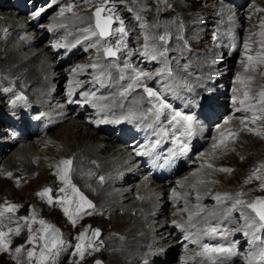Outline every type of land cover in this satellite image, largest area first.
<instances>
[{"label":"rangeland","instance_id":"obj_1","mask_svg":"<svg viewBox=\"0 0 264 264\" xmlns=\"http://www.w3.org/2000/svg\"><path fill=\"white\" fill-rule=\"evenodd\" d=\"M228 1L229 0H108L105 7H111L112 9H114V14L123 21L126 32V35L124 36V42L125 44H127L128 50L131 53V55H128V52L126 56H122L125 51L124 48L121 47L120 51L117 53V58H115L116 62L111 66L113 68L118 67L116 68L118 69L116 71L119 74L114 73L113 75L109 74V76L115 78L118 77L119 80L117 81H122V79L120 78L121 69H123V71L126 70L125 73L123 72V80L126 82L128 79L127 77L131 75L128 81V83L130 84L132 83L131 78L134 76L133 69H135L136 71H143L147 73L148 78H144L140 84L135 86V88L131 91H134L133 93H131L132 96H134L135 94L145 95L143 89L140 90L139 88L142 86L143 88L145 86L150 87L153 91H159L161 94L163 93V95L167 93L165 96H168V91L175 92L181 89H183V91L185 92H199L193 88L194 86L191 85L190 81H192L193 72L195 74L196 69L199 70L200 68L192 65L191 61H193L196 57H200V53H204L206 55V60L208 59L209 61H206V65L208 63L210 65H214L217 61L220 60L222 62V59L225 58L227 54H224V51H220L221 54L218 53L220 57L216 56L217 54L215 55V53L217 52V49L223 48V50H225L227 49L228 45L234 44L233 42H235V51L233 53H230V55L232 54L231 71L233 73L230 72L228 74V80L232 85L229 84L230 86L228 88L234 92L233 95L239 98V101L246 102L251 107H253L255 116H258L259 114L263 116L264 98H262L261 93H264V0H244V5L242 3L243 6H241L240 9L241 11L238 10V13H240L239 15H241L242 13L246 14L243 17L244 25L238 28V30L236 31L237 33L234 32V29L229 21H224L227 20V17L224 18L225 15H222L221 12L217 10L215 11L214 9L211 11V9H209L208 7L211 6L212 8H218V6L220 5L221 7L226 9L225 11L228 15H232L231 13H234L233 15H236L237 9L235 11V9L233 8V4H230ZM69 4L72 5V9L71 11H65L63 17L65 16L64 18L74 20L73 24H76L75 20H78L80 28L78 26H75L76 32L69 30L65 33H62L61 36L65 38L73 37L72 39H74L81 35L83 36V34H85V32L83 31L85 28L93 26L90 25V22H92V18L90 15L92 9L97 6V0H64L62 4L57 6V9L55 11H52L51 13H48V15H46L45 20H48L46 23H49L50 19H52L53 16V18H55L57 13H60L61 8L66 9ZM252 4H255L256 6L251 10V12H248L249 7ZM58 15L59 17H61L60 14ZM84 19L88 21H86L85 23ZM83 23H85V25H83V27L81 28V24ZM222 23L225 26H222ZM219 24L221 25V28L217 29V26ZM64 25H67V23ZM116 27H119V22H115L113 24V28ZM222 27H224L225 29ZM222 31H224V33ZM228 33H230V35H228ZM234 34L236 35L235 37ZM162 35L166 38L165 42H162L159 39V37ZM145 37H147L148 39L146 40ZM233 37L235 39H233ZM37 38H39V36ZM119 39L120 34L116 33L110 36V38L105 41H100L99 39L92 40L91 44L88 45L86 49L93 48L95 50L90 55L89 53L79 55L77 57V59H79L76 61L75 66H78L79 68L84 67L83 69H85L84 72L86 74H94V72H96L99 67L93 69L91 67L92 64L95 63L99 66L100 64H102L105 66V63H101V59H106L109 62L112 61L102 57L105 56L103 51L104 46L110 44L113 49H115L116 42ZM101 42L103 45L101 44ZM41 43L43 45L45 42L41 41ZM246 44L248 45L247 50L245 49ZM155 52H166V55H155L154 58ZM241 55L244 56L242 58L244 63H240L238 65ZM249 56L253 58L251 61L247 60V57ZM120 58L122 59L120 60ZM175 60L178 62L177 64ZM125 62H127L130 67L126 68ZM224 64L225 63H219L217 65L218 69L222 67L225 68ZM67 68L69 70L70 65ZM0 69H3V67ZM168 69L172 70L173 75L171 77L167 75ZM103 71L104 70L100 71L99 73L101 74L103 73ZM158 71L162 72V75L158 76ZM234 71H237L238 73L243 71L245 72L244 75L242 74L239 77V82H234ZM107 73H109V70H107L104 74ZM195 75L201 76V74L197 73ZM176 78L182 79L176 80ZM251 78L252 80H254L253 84L255 86H252L253 84L249 83ZM83 80H85V78H83ZM164 80L168 83H171V85H177L180 88H175L173 86L166 87V85L168 84ZM176 81L181 82V84H177ZM185 82H187L190 87H186ZM241 82L243 83L240 84ZM197 83L200 86L204 84L201 81H198ZM234 84H239L240 86L237 87L238 85L235 86ZM127 86L128 85H125L123 90L127 89ZM151 86H154V88H152ZM250 88L256 89V92H258L259 94L254 93L256 94V97L253 96V94H250L248 92L250 91ZM223 91L226 92V88H224ZM55 93L56 92L54 91V94ZM245 93H247V98L245 97ZM16 95L18 94L12 93L5 87H0V112H2L0 113V134L2 127L4 126L3 121L5 120L2 117L3 110L7 109V112H9L7 104L10 103H8V101L14 100L13 98H15ZM5 96H7L8 99H5ZM126 99L128 101L132 100V98H129V95ZM140 106H142V104ZM254 114L238 117V120L242 121L244 119L246 120L247 118V120L249 119L250 121H254ZM263 120V118H259L257 122L261 125V123L264 124ZM251 127L252 126L246 124L245 130L247 132L245 131L244 133L242 127H240L239 137L238 133L237 135L232 136V140L224 142L225 144H223L222 146L223 149L237 151V154L236 152H234L233 155L225 158L223 167L219 168L215 164L212 165L211 162L206 163L205 168L211 165V167L207 168V170L211 169V171H208L205 174L208 177L205 176L206 178L203 179H205V181L211 182V185L206 189V192L202 193V196L204 197L203 199H211L216 197L217 195L221 197L220 201L214 199L212 202L210 201V199H208L209 203L211 202V207L209 208L210 210L208 209L211 214L215 213L213 211L217 208L219 209V202L224 201L226 204V211L224 213V216L230 215V213L234 211L231 214L235 215L236 217H241L246 226H248V224H246L245 222L246 214L248 213V211L251 212V210L247 207L243 208L244 205H235V201L239 199L247 204L258 198H264V189L261 188V185L264 184V130L260 129V126L255 128L257 131L253 127ZM57 130L58 129L54 127L46 133L45 136L47 140H45V143L47 142V144H51L53 142ZM214 130H212L213 133ZM94 133L97 134V136H100L98 133ZM218 135L220 136V132ZM251 136L256 137L252 139L250 138ZM214 138H216L215 135L210 139L208 138L209 141H206L202 145V147L200 148L201 150L199 149L200 151L197 152V156L195 155L196 160H194L196 165H198L201 161L203 149L207 147L208 142L210 143V141H212V139ZM17 146V144L12 145L11 147H8V151H6L10 153V151H12V148L14 150ZM42 149H44V145L38 146V151L40 150L41 152ZM214 152L216 153L217 151ZM56 153L57 152L53 150L50 154L51 156L49 155L47 157H44L43 159L45 161L46 159L51 160V158H54V160L52 159L53 161H45V164L49 163V165H52L57 161L58 169L60 159L57 158ZM216 156L217 154H215V158ZM15 163L17 165L19 162L16 161ZM31 163L33 164L34 161L31 160ZM1 167L2 165L0 164V171L3 168ZM43 167L44 164H42L40 168H37L36 172H33L34 175L29 180L25 176L30 173L25 169H22V171L24 172L23 177L22 175H12L11 170L9 171L5 169L3 170V173L1 172L3 181L0 180V206H6V204H16L20 207L16 210L15 213H5L3 217H0V231L8 232L9 227L12 229L19 227L20 233L19 235H17L15 234V232H13L5 237V239L10 242L9 247H11L12 249L9 248V250L11 249V252H0V264H29V260L27 257V252L29 250H33L37 253V256L39 255L41 242L38 239L40 233L37 231V229H39L40 226L38 224L32 225V234L37 236V240L33 244H29L27 243L29 237L28 226L24 220L20 219L21 217L30 216V209L35 214L36 219H43L47 221L55 228L59 229L61 238L63 235H65L66 239L68 240V242L65 243V245L60 250V253L62 252V254L59 253V255L56 256L54 260L50 257L48 259V264H96L97 261H100L101 264H105V260L106 262L108 261L107 255H109V253L113 251V248L115 246H112V244L110 245V243H108L110 246L107 247L106 243L107 241H109V234L111 233V236L113 235L114 237H117L119 240H121L120 238H123V236L119 235V232H123L125 231V229L122 227H120L119 229L114 222L110 221L109 218L103 220L102 217L100 219L98 216L93 214L89 216L84 215L82 219L77 221L76 226L73 227L68 221L67 217L64 215L62 208L59 206V204L55 203V201L64 198L66 195L70 196L71 192H60V188L64 187V184L60 182L57 175H51L54 172L52 171V169L48 168L46 170ZM216 167L217 169L215 170ZM42 168L44 169L43 171ZM193 168H195V165L189 167V169ZM189 169H187L186 171H188ZM221 169H229L230 171L224 172L221 171ZM214 170L219 171L222 174H220L218 178H216L214 177ZM9 173L12 176H9ZM100 175L103 176V173H100ZM183 175L184 174L182 173L180 176H178V178H181ZM71 182L73 184L72 179ZM45 188L52 189L51 196L54 201L52 205H49L47 198H41L37 196V193L43 191V189ZM78 188L80 190V187ZM82 190H80V192L83 194ZM237 193H240V195L237 196ZM192 195L195 198L198 196L196 193ZM227 198L229 201L226 200ZM186 201H188L189 204L192 203L191 199H187ZM199 209L202 210V208ZM112 213L115 214L119 212H115L114 210V212L112 211ZM175 213L179 212L176 211ZM7 217L9 223L11 224L10 225L8 223L9 226H5V224L7 223ZM241 218L239 219L241 220ZM99 221L102 224H100ZM257 226H259V222L255 223V228L253 229L254 231L262 230L261 228L259 230ZM85 227L89 228L88 235H91L92 229L100 230L101 241L100 239L98 242L93 241L94 246L98 247L100 250H91V252H89V249L88 252H86L84 258L81 259L79 255L75 253L74 246L78 242L75 237L81 231H83ZM172 232L173 230L171 229L170 233ZM95 239L97 240V238H94V240ZM17 247H21L22 249L19 254L15 252V249ZM115 250L116 249L114 248V251ZM143 251H145V249H143ZM175 260L176 257L171 261ZM239 263L241 264V262L233 264ZM31 264H35V258H33Z\"/></svg>","mask_w":264,"mask_h":264},{"label":"bare ground","instance_id":"obj_2","mask_svg":"<svg viewBox=\"0 0 264 264\" xmlns=\"http://www.w3.org/2000/svg\"><path fill=\"white\" fill-rule=\"evenodd\" d=\"M63 1L64 0H62V2ZM242 1L243 0H240V2L237 0L232 1L233 8L235 9V11L237 9L236 15H233L234 13H231L232 15H228L225 11L226 9L221 7L220 5L218 6V8H212L211 6L208 7L209 9H211V11L214 9L215 11L217 10L221 12L222 15H225L224 18L227 17V20L224 21H229L234 29V32H236L238 28L244 25L243 17L244 15H246L245 13H242L241 15H239L240 13H238V10L241 9L240 4ZM62 2L58 3L57 0H48L47 3H45V6H41L39 8V10L43 12L34 21L44 22L46 15H48V13H51L52 11H55L57 9V6L62 4ZM255 6V4H252L249 7L248 12H251V10ZM34 9L26 8L27 12H31ZM58 14L60 13H57V15ZM19 15V13H16L15 16H13L10 8L7 5L0 3V68L3 67V69H0V87H5L12 93H17L18 95L24 96L25 100L37 102V106L42 109L44 113H50L52 114V118L57 119V122L55 121L53 126L58 130L55 133L57 136H54V140L51 144H47V142L45 143V140H47L45 135L22 138L20 140V144H17L18 146L14 150L12 148V151L8 153L7 148L11 147L12 143H10V141L7 139V135L4 131L5 124H8V121L5 119L3 121L4 126L2 127L0 134V164L3 167H1L2 170L0 171V180L3 181L1 172L3 173V170L5 169L9 171L11 170L12 175L14 176L22 175V177L24 173L22 169H25L26 171L28 170L30 174L25 177H27L29 180L34 175L33 172H36V169L40 168L42 164H44L43 168H45L46 170L50 168L52 169V171H54L51 175H56L58 171L57 161L52 165H49V163L45 164V161H49L50 159H46L45 161L43 159L44 157L49 156L53 150L57 152V158L60 159V162L64 159H71L73 161V164L70 177L73 181V184L80 187V190L83 189V194L95 205V208L89 211H92L93 215L98 216L100 219L101 217L103 218V220L109 218L110 221L114 222L119 229L120 227L125 229V231L119 232V235L123 236V238H120L121 240H119L117 237H114L113 235L111 236V233L109 234V241H107L106 245L107 247H109L111 244L112 246L115 245L114 248L116 250L114 251L113 248V251L111 250L112 252L107 255L108 261L106 262L105 260V264H175V261L168 262V260L174 256V252L177 251V245L175 244V239L171 237V228L170 224L168 223L176 221L178 217H180L178 213H175V211L185 212L184 217L188 216L186 218L187 221H185L188 228H191V226L197 227L200 223L204 222V219H213L217 216H221V214H223L221 217H227L228 219H231V217L233 216L235 217V215L231 214L234 211L231 212L230 215L226 214L227 216H224V213L226 211V204L224 201L219 202V209L217 208L213 211L215 213H210L209 208L211 207V202L209 203L208 200L210 198L203 199L204 197L202 196V193L206 192V189L211 185V182L205 181V179H203L208 177L205 174L208 171H211V169L207 170L209 166L205 168V165L207 162H211L212 165L215 164L219 168L223 167L225 158L233 155L234 152H236L237 154V151L223 149V143L213 146L214 144H212V142L219 137L217 132L220 129L225 127L223 129V132L220 133V136L227 129L237 131L240 127H242L244 133L246 131V124L252 126L254 129L260 126V129L264 130V124L261 123L260 125V123L257 122L259 118L264 119V115L261 116L259 114L260 116H256L257 118L254 119V121H250L249 119L247 120V118L246 120L244 119L242 121H239L238 117L243 115H250L254 112V110L245 111L244 109H242L237 114H234V118L237 120H227L228 123L225 124L224 122L226 119H224L223 126L219 125V120H216L215 122L213 121V123H219L215 126L216 129L213 133L216 138L212 139L210 143L208 142V146L203 149L201 161L199 162V164L196 165L195 163H193L194 160H196L195 158L192 162V165H195V168L189 169V167L192 166L190 165L187 168L189 169L188 171H186L187 169L183 170L175 176L177 178V184H181L186 190L180 193L176 189H174L173 195H180L183 200L180 198V200L177 201L176 206L172 207L169 205L166 197L168 185L160 183H147L141 178L138 179L139 172L137 166L133 163V159L131 158V156L126 153V150L123 149V147L119 143H113L114 140L110 136H97V134H95L94 131L91 130L79 118L70 117V113L63 111L64 109L58 108V102L60 100L59 91L63 87L61 83L65 80L66 77L70 78L68 79V84L66 86L70 85L73 91L81 89L83 86L80 83H84L82 81L74 83L70 82L74 79L73 77L77 74V72L70 69L68 70V68L67 70L66 68L63 69L62 67L57 65L54 59L49 54L48 47H44L45 43L42 45V39L37 38L38 36L40 37L42 31L34 30L32 28L31 24L33 20H28L30 15H27L25 17H18ZM57 15L55 18H53V16L52 19H50L49 24L57 25L56 32L58 33L57 40L59 41V37L62 33H65L69 30L75 31V26L79 27V24L78 20H75L76 24H73L74 20L64 18L65 16L63 17V15H61V17ZM84 20L85 23L86 21H88L86 19ZM66 23L67 25H64ZM85 23L81 24V28L83 27V25H85ZM91 23L92 22H90V25H92ZM222 26L225 25L222 23ZM220 28L221 25L219 24L217 26V29ZM222 32L224 33V31ZM228 35H230V33H228ZM235 36L236 35L234 34V37ZM81 37L83 36H79L77 38H74L73 40H80ZM95 37L96 36L91 35L84 37L83 43H81V45L91 43V39L93 38L95 40ZM234 37L233 39H235ZM46 41L47 40H44V42ZM233 43L235 44V42ZM75 47L77 48V46ZM94 50L95 49L90 48L86 53H89L90 55ZM220 51H224L223 53L227 55L225 58L222 57V62L221 60L217 61L214 65H210L209 63V65H206V61H208V59L206 60V55L204 53H200V57H196L193 61H191L192 65L200 68L199 70L196 69L195 74H201V76L195 75L193 72L192 81H190L191 85L194 86L193 88L196 91L203 92L202 86H200L197 82L201 81L202 83H204L205 80L206 87H208V89L209 87H211L212 91H215L216 88L219 89V87H221V83L223 85L227 84L228 86H226V92H224L226 95L228 87L232 85L228 80V74L232 72V54L230 55V53H227V49L223 50V48H218L215 55L217 54L216 56H219L218 53H220ZM243 57L244 56L241 55L238 65L240 63H244L242 59ZM78 59L77 56L76 58L74 56V60L69 65H76V61ZM121 59L122 58H120V60ZM110 62L106 59H101V63H105L106 67L100 64L97 71L95 70L96 72L91 75L84 73V67L79 68L78 66H76L75 69H80V71L84 73L85 80L91 78V81H93V79H97L96 76H98V72L102 70H104L102 76L108 77L109 74L113 75L114 73H117L116 70L118 69L111 67L112 64ZM175 62L176 64L178 63L176 60ZM219 63H225V68L222 67L218 69L217 65ZM107 70H109V73L104 74ZM125 71L126 70H124L123 72L125 73ZM242 74L244 75L245 72L243 71L238 73L237 71H234V82H239L240 80L238 81L237 77H240ZM77 77H80V74H78ZM107 77H102V79L106 81L109 79ZM129 77H131V75ZM212 77L215 78L213 83L211 80H209V78ZM180 79L182 78H176V80ZM253 81L254 80H252L251 78L249 83L253 84ZM124 82V80H116L115 83L117 85H123ZM166 83L168 84L166 85V87H179L177 85H171V83L168 82ZM176 83L181 84V82L179 81H176ZM242 83L243 82H241L240 84ZM237 85L235 86H240L239 84ZM252 86L255 85L253 84ZM54 91L56 92L55 94ZM131 91L132 90L127 91L126 95H121V100L126 99L128 95L129 98H132V100L130 101H125L122 106L127 108H134L135 110L138 108V110H142V108H140V105L141 103H145V98L142 95L138 94H133L134 96H132L131 93H133L134 91ZM256 91V89L250 88V91L248 92L256 97V94L254 93L259 94ZM191 93L193 92H185L183 90H179L178 95L184 96L186 94L187 97L185 96V98H188L191 104L196 105L197 99H194ZM166 94L167 93H165V95ZM165 95H163L162 93V98L165 99ZM217 98H219V96H217ZM5 99H8L7 96H5ZM7 106L9 112L15 109V105L11 103L7 104ZM234 106L238 108L236 102H234ZM247 107L250 108L249 106ZM215 108L221 110L222 103H216V106L215 104H213V106L209 107V110H211L213 113V110H215ZM228 112L229 109L225 110L224 113L220 112L221 115H219L218 119L222 117V114L226 115ZM13 114H15V112ZM213 123L210 124L212 125ZM239 136L240 133L238 137ZM254 137L256 136H251L250 138L253 139ZM203 138L205 139V141H209L207 135H204ZM40 145H44V149H42L41 152L40 150L38 151V146ZM214 151L217 152L215 153ZM215 154H217L216 158ZM52 159L54 160V158H51V160ZM31 160L34 161L33 164L31 163ZM16 161L19 162L17 165L15 163ZM60 162L58 166L60 165ZM217 167L215 168V170L217 169ZM43 168L42 171L44 170ZM215 170L214 177L218 178V176L222 173ZM100 173H103V176H101ZM182 173L184 175L181 178H178V176H180ZM101 177H103V180H101ZM162 189H166V192L164 193ZM194 193L198 195L196 198L192 195ZM199 195L200 198L202 197L201 199L199 198ZM187 199H191L192 203L189 204L188 201H186ZM213 200L214 198L210 199V201L212 202ZM226 200H228V198ZM199 208H202L203 211L200 216L197 215V211L200 210ZM243 208H245V206ZM114 210L115 212L118 211L119 213L113 214L112 211L114 212ZM189 217H191V219H189ZM235 218L237 222L241 221L239 217ZM254 219H256L255 216L250 211H248V213L246 214L245 222L249 225ZM6 222L7 223L5 224V226H7L9 223L8 217L6 218ZM99 223L102 224L100 221ZM254 226L255 224L252 227H248V229H251V233L248 235L249 238H253L254 235L259 234V231L253 230L255 228ZM62 239L65 241V243L68 242L65 235L62 236ZM99 239L101 241L100 236L97 237V240L95 239L93 241L98 242ZM108 243H110V245ZM143 249H145V251H143ZM89 252H91V250H89ZM60 254H62V252ZM254 257L256 256H254V253L251 252L249 262L253 261L255 259ZM240 262L241 264H248L245 261Z\"/></svg>","mask_w":264,"mask_h":264},{"label":"snow or ice","instance_id":"obj_3","mask_svg":"<svg viewBox=\"0 0 264 264\" xmlns=\"http://www.w3.org/2000/svg\"><path fill=\"white\" fill-rule=\"evenodd\" d=\"M108 0H97V6L95 8V11L92 13V19L94 20V27L85 28L83 31L85 33H89L91 36H98L99 40L105 41L110 36L118 33L120 34V39L116 42V48L113 49V47L109 44L104 46L103 51L105 57H113L115 58L117 56V53L120 51L121 47L127 48V44L124 42V36L126 35L125 28L123 21L114 14V9L111 7H105ZM72 5L69 4L68 7L61 8L60 15H63L65 11H71ZM108 13V14H106ZM37 12L35 15H38ZM115 22H119V27L113 28V24ZM147 40L148 38L145 37ZM160 41L165 42L166 38L165 36L159 37ZM54 47H60V45H55ZM147 47V46H145ZM248 45H245V49L247 50ZM128 55H131L129 52ZM155 55L159 56H165L166 52H155ZM249 61H251L253 58L251 56L247 57ZM91 67L93 69H96L99 67L97 64H92ZM125 67L128 68L130 65L125 62ZM134 76L132 77V83L128 84L127 89L125 91L121 92L120 94L126 95L127 91L133 90L136 85L140 84L144 78H148V74L143 71H136L133 69ZM103 75V73H101ZM157 75H162V72L158 71ZM167 75L171 77L173 75L172 70H167ZM122 80L124 79L123 75V69H121V77ZM99 79V77H97ZM240 78L237 77V80ZM186 87H190L187 82H185ZM143 92L148 97V102L151 104V107L147 109V113H142L139 118L141 119H148L149 117L152 118L151 123L147 124V127L151 128L154 125H158L160 123L161 117L165 116V113L167 112L170 115L169 123L173 125H179L181 128H183V136L190 137L197 124V118L194 115L191 114H184L180 111H175L172 106L166 102L164 98L160 94H158L156 91H153L150 87L145 86L143 88ZM72 93L69 92V95ZM262 98H264V93H261ZM245 97L247 98V93H245ZM25 99L24 96L19 95L16 97L17 101H23ZM87 99V98H86ZM72 103L73 101H69ZM15 103V101L13 102ZM243 104L244 102L241 101ZM133 118L135 117V114H133ZM257 117L253 116V119H256ZM102 121H97V123H101ZM225 124L228 123L227 120L224 122ZM177 139L173 140V143H177ZM159 143V141H157ZM179 151L181 154H186L188 151V145L186 143L179 144ZM137 156L141 155H149V150H145L143 152L136 151ZM72 164L73 161L71 159H64L60 162V165L58 166V171L56 175L58 176V179L61 183L64 184V187L60 188V192L62 193H68L71 192V195H66L64 198L55 201L56 204H59V206L62 208L64 215L67 217L68 221L71 223L73 227L76 226L77 221L82 219L85 214L92 215V210L95 208V205L86 197L84 196L80 190L71 182L70 173L72 172ZM211 167V165H209ZM221 171H230L229 169H221ZM11 175L10 173L8 174ZM101 180H103V177H101ZM261 188L264 189V184L261 185ZM52 189L45 188L43 191H40L37 193L38 197L41 198H47V201L49 205H52L54 203L52 196H51ZM240 193H237V196H239ZM217 201L221 200V197L217 195L214 197ZM235 205H244L248 209L251 210L252 213H254L255 218L252 220V223L249 224V227H252L256 220L259 221V228L264 229V198H258L250 203L245 204L244 201L237 199L235 201ZM19 205L16 204H6V206H0V217H3L5 213H15L16 210L19 208ZM31 215L28 217H21V220H24L25 223L28 226L29 231V237L27 243L33 244L37 240V236L33 235V224H38L40 227L37 229V231L40 233L38 239L41 242L40 244V251L39 255L37 256V253L33 250H29L27 252V257L29 260V264H31L33 258H35V264H48V259L51 257L53 260L56 256L59 255L61 248L65 245V241L61 238V233L59 229L55 228L53 225L48 223L47 221L43 219H36L35 214L30 209ZM191 219V217H189ZM176 227H182L181 225L177 224ZM209 233H214L216 231L215 228H209L207 229ZM15 232V234L19 235L20 228L17 227L15 229L9 228L8 232L0 231V251L7 252L9 251V244L10 242L5 239L6 236H8L10 233ZM89 228L85 227L83 231H81L75 239L78 241L76 243L75 247V253L79 255L81 259L84 258L86 252L88 250L92 251H99L100 249L98 247H95L93 244L94 238H97L100 236V230L99 229H92L91 235H88ZM21 247H17L15 249V252L19 254L21 252ZM205 252H215L217 254H223L224 258L227 259L232 255V249L231 248H225V247H219V248H209L207 245L204 246ZM261 257L264 258V251L261 252ZM96 264H101L100 261H97ZM215 264V262H214ZM223 264V262H221Z\"/></svg>","mask_w":264,"mask_h":264}]
</instances>
